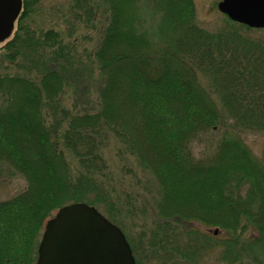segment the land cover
I'll use <instances>...</instances> for the list:
<instances>
[{"label":"trees","instance_id":"1","mask_svg":"<svg viewBox=\"0 0 264 264\" xmlns=\"http://www.w3.org/2000/svg\"><path fill=\"white\" fill-rule=\"evenodd\" d=\"M39 1L23 0L20 27L4 45L7 58L46 47L54 65L34 77L0 75V173L26 182L0 200V264H34L45 221L68 203L93 205L122 225L135 197L114 187L108 135L157 181V238L146 246L156 264H211L217 255L219 264H264V161L241 136L264 135V28L224 16L219 30L206 31L192 0H74V18L108 14L96 63L86 66L73 63L77 51L55 53L58 32L36 40L21 26ZM66 87L76 92L69 107L60 102ZM216 129V144L196 158L192 143Z\"/></svg>","mask_w":264,"mask_h":264},{"label":"rangeland","instance_id":"2","mask_svg":"<svg viewBox=\"0 0 264 264\" xmlns=\"http://www.w3.org/2000/svg\"><path fill=\"white\" fill-rule=\"evenodd\" d=\"M218 1L220 0H192L194 22L199 28L209 32H215L220 29L225 17L217 9ZM97 3L100 4L101 1L97 0ZM78 5L79 3L74 0H40L32 7V12L29 14L26 21H23L21 26L26 25L29 32H32V35L36 40H41V36L48 29H52L56 33L58 32L59 45L57 46L55 53L59 52L61 49L63 52L66 50L77 51V59L73 63L80 61L87 66L92 63L91 61L96 63L94 56L92 57L94 54L93 51L95 52L99 42V39L97 41L96 32L99 28L103 30L106 25L105 18H107L106 15L108 14L97 15L95 22H89L87 18L90 17L86 14H83L82 17L81 13L77 14L80 16L77 19L74 18L73 15L76 14L74 8ZM99 13L104 12L99 9ZM91 18H93L92 15ZM18 25L19 24L16 26L20 27ZM101 29L99 32L102 31ZM14 34L11 37H14ZM253 36L257 37L259 36V33H254ZM5 43L0 44V75L21 74L34 77L41 73L48 65H54V63H52V58L54 56L49 55L46 47H44L45 51H37L34 54L26 49H14V58H7L8 51L6 50L7 46H4ZM67 45L70 47H65ZM20 52L26 53V56H18L17 54ZM55 63L62 64L58 61ZM66 67L68 68V66ZM70 70V75H72V69ZM78 74L79 73H76L73 77L77 82L81 76ZM96 74L98 76L94 74L90 82L93 86H97H94L91 89L89 88L90 94H93V96L102 84L97 71ZM201 81L205 84L203 80ZM75 93V91H71L70 87H66L61 95V104L69 107L73 103L72 97ZM220 134L221 130L219 129L211 130L210 133H204L199 139L195 140L192 143L194 156L196 158L205 156V152L210 150L214 144H216L214 142L217 137H220ZM242 135L253 153H255L263 162L264 135L255 133H242L241 136ZM209 137H212V140H209ZM105 141L106 147L104 149V155L106 162L109 164L112 172L118 177V180L114 183L115 189L122 194L131 191L133 197H135L133 203L136 206L131 213H125L128 209L122 212L124 221H122V225L119 227L125 234L130 246L135 249V251H132L136 263L156 264L154 259L150 256L149 251H147L146 246L148 240L150 242L157 238L156 230L154 231V228H152L154 221H156L157 218L154 209L155 200L157 199L156 197L158 194L157 181L151 172L142 171L143 169L138 166L134 157L127 154L128 152L124 151L123 146L116 139H113L108 135ZM64 153L66 155V160L71 164V167H73L74 170L77 169L78 164L75 157L65 149ZM25 187L26 182L17 172H13V174L6 172L0 173V200L13 197L23 191ZM207 195L208 192L207 194H204V198H206ZM125 198L127 199L130 197L125 196ZM99 211L103 214L101 210ZM214 230V228L209 229V231L216 235L218 230L217 233ZM153 231L154 237L151 238L149 232L153 233ZM217 258L218 255L212 258L210 263L219 264L216 262Z\"/></svg>","mask_w":264,"mask_h":264},{"label":"water","instance_id":"3","mask_svg":"<svg viewBox=\"0 0 264 264\" xmlns=\"http://www.w3.org/2000/svg\"><path fill=\"white\" fill-rule=\"evenodd\" d=\"M220 12L250 27H264V0H220ZM21 0H0V41L11 33ZM216 232V231H215ZM36 264H135L121 229L94 206L64 205L46 224Z\"/></svg>","mask_w":264,"mask_h":264}]
</instances>
